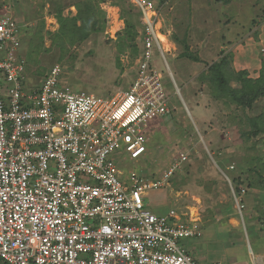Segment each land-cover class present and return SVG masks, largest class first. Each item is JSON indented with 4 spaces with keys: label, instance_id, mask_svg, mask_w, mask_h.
Wrapping results in <instances>:
<instances>
[{
    "label": "built area",
    "instance_id": "obj_1",
    "mask_svg": "<svg viewBox=\"0 0 264 264\" xmlns=\"http://www.w3.org/2000/svg\"><path fill=\"white\" fill-rule=\"evenodd\" d=\"M10 1L0 0V262L198 264L180 243L201 236L199 219L156 215L143 198L187 157L157 176L124 175L117 162L145 155L149 123L175 110L155 67L159 55L167 68L166 34L152 2L132 0L143 26L135 77L109 97L74 91L59 65L30 86Z\"/></svg>",
    "mask_w": 264,
    "mask_h": 264
},
{
    "label": "rangeland",
    "instance_id": "obj_2",
    "mask_svg": "<svg viewBox=\"0 0 264 264\" xmlns=\"http://www.w3.org/2000/svg\"><path fill=\"white\" fill-rule=\"evenodd\" d=\"M78 1L9 2L8 12L21 30L28 83L37 85L48 69L59 65L74 91L109 97L127 91L135 77L137 57L130 43L119 40V34H123L124 21L135 24L139 51L141 13L132 0H94L104 14L105 24L93 26L83 40L77 35L72 40L59 39L55 10L59 5L64 18H75L73 4ZM150 1L159 12L158 27L170 46L164 47L159 39L168 69L159 55L155 67L163 76L164 89L171 95L175 110L149 123L147 153L133 161L117 159L119 169L124 175L133 171L159 175L167 171L178 154H184L187 160L176 169L169 184L145 193V207L157 215L171 207L188 208L192 215L198 212L204 228H224L227 234V229L235 228L242 232L246 248L252 250L253 240L260 238L264 242L258 213L264 212V189L247 186L252 178L257 179L256 170L264 174V95L250 109H242L225 92L229 82L216 83L214 77L208 80L212 75L208 68L221 57L231 55L232 71L237 73L244 67L251 73L247 78L256 79L253 71H257L255 67L262 57L257 37L264 23V0ZM76 26H81L79 20ZM172 36L185 40L189 55L196 61L179 57L183 47ZM222 72L229 77L228 69ZM253 122L261 130L257 137L249 135L254 130ZM238 177L240 194L235 192L233 182ZM191 241L182 243L188 248ZM256 251L263 253L257 258L260 264L264 244Z\"/></svg>",
    "mask_w": 264,
    "mask_h": 264
},
{
    "label": "trees",
    "instance_id": "obj_3",
    "mask_svg": "<svg viewBox=\"0 0 264 264\" xmlns=\"http://www.w3.org/2000/svg\"><path fill=\"white\" fill-rule=\"evenodd\" d=\"M104 1V0H102ZM73 6L77 10V16L75 18H64L61 13V6L58 5L59 10H55L56 19L60 25L59 32H58V38L62 39V37H66L68 40H72L74 36H81V40L86 39L90 32L89 30L92 29L93 26H97L100 22L102 25L105 24L104 21V14L101 12L99 7L95 4L94 0H79L78 2L74 3ZM102 16V17H101ZM97 17H100L102 20L99 21ZM264 19V18H263ZM79 20L81 22V26H76V21ZM124 29L122 30L123 34H119L121 39L119 40H125L128 43H130V48H132V53L135 54L137 57L139 54L138 48L136 47L135 41L136 37L138 35V30L135 24H132L131 22L124 21ZM174 35V34H173ZM174 42L178 45H181L183 47V52L179 55V57L182 58H191L188 52V47L185 43V40H179L177 37L172 36ZM25 60V71L27 70V59L26 54L22 53ZM231 55L223 56L219 60V62L214 63L212 66L208 68V70L211 72V77H209V81L211 78L216 83H224L226 85L228 82V87L225 89L226 94L231 99L233 103L236 105L242 107V109L251 108L255 100L259 99L260 96L264 95V58L262 57L261 63H260V71L259 76L256 79H249L247 78L246 72L240 71L235 73L232 71V65H231ZM193 61H196L193 59ZM223 69L229 70V77L226 78L224 72H222ZM50 69L47 70V72ZM46 72V73H47ZM45 73V74H46ZM207 79V78H206ZM231 84V85H230ZM232 84H236V86H232ZM223 90V89H222ZM256 122V121H255ZM253 122L252 124H254ZM260 128L254 124V130L249 132L250 137H257L260 133ZM262 159V158H261ZM260 159V160H261ZM263 173H264V158H263ZM252 171V170H250ZM255 171V170H254ZM253 171V173H254ZM256 180H253V178L249 181L247 186L252 189H264V174H261L257 170L255 171ZM234 185H235V192L237 194H240V184L241 180L240 177L233 179ZM261 219L262 224V234H264V212L259 211L258 212ZM260 222V221H259ZM211 223V222H209ZM2 264V263H0Z\"/></svg>",
    "mask_w": 264,
    "mask_h": 264
},
{
    "label": "crops",
    "instance_id": "obj_4",
    "mask_svg": "<svg viewBox=\"0 0 264 264\" xmlns=\"http://www.w3.org/2000/svg\"><path fill=\"white\" fill-rule=\"evenodd\" d=\"M261 24V28L259 29L260 33H258L257 31V39L259 40L260 53H262L261 56L264 58V23ZM260 63L261 61L255 67L257 71H253V74L256 75L255 78H258L259 76ZM243 70L246 71L247 75H251V73H249L244 67H241L239 72ZM147 175L157 176L154 173ZM169 210L176 211L179 215L184 216L185 219H187V217H195L199 219L198 224L200 226L201 236L199 238L185 239V241L192 240L188 248L186 247V244L182 243L184 240L180 243L181 246L185 248L188 254H190L198 264H259L257 258H260V255H263V253L256 251V247H259L260 244H264V242L260 238L258 240H253V244H251L252 250H248V248H246V246L244 245L245 241L243 239L242 232H240L239 230H236L235 228H229V230L227 229V232L229 231V234H227L223 233L224 231L222 230H224V228H219L216 226H206L204 228L198 212H195L192 215V212H190L188 208L187 210H180L171 207L170 209H168V211ZM255 234L256 236H261L258 232H255ZM250 241L251 240L249 239V243ZM190 245H192V247H190Z\"/></svg>",
    "mask_w": 264,
    "mask_h": 264
},
{
    "label": "bare ground",
    "instance_id": "obj_5",
    "mask_svg": "<svg viewBox=\"0 0 264 264\" xmlns=\"http://www.w3.org/2000/svg\"><path fill=\"white\" fill-rule=\"evenodd\" d=\"M159 39L162 41L164 47L170 48L168 42L166 41V39L164 37L160 36Z\"/></svg>",
    "mask_w": 264,
    "mask_h": 264
}]
</instances>
